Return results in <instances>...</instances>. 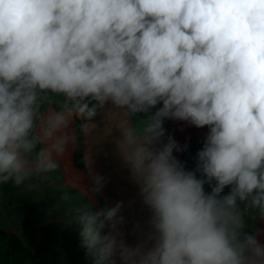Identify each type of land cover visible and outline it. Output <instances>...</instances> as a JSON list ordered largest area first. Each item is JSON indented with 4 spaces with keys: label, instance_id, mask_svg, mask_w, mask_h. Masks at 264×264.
Masks as SVG:
<instances>
[{
    "label": "clouds",
    "instance_id": "9594fccd",
    "mask_svg": "<svg viewBox=\"0 0 264 264\" xmlns=\"http://www.w3.org/2000/svg\"><path fill=\"white\" fill-rule=\"evenodd\" d=\"M109 109L150 215L129 244L123 201L62 193L86 260L264 264V0H0V185L38 188ZM165 120L207 127L194 169ZM84 163L94 197L108 180Z\"/></svg>",
    "mask_w": 264,
    "mask_h": 264
},
{
    "label": "crops",
    "instance_id": "0c3cea01",
    "mask_svg": "<svg viewBox=\"0 0 264 264\" xmlns=\"http://www.w3.org/2000/svg\"><path fill=\"white\" fill-rule=\"evenodd\" d=\"M127 120L122 112L109 109L96 118L98 126L89 136L85 137L77 127V148L70 149L59 158L60 168L38 188L29 190L24 185L16 187L11 182L0 185V229L22 239L32 253L28 264H90L78 246L77 234L67 226L64 213L69 205L61 202V206L56 207L64 192L76 197L71 202L73 206L87 203L90 198L95 199L96 207H114L117 202L123 201L121 214L126 223L121 228L129 244L137 240L133 234L135 223L147 229L150 213L142 205L136 186L129 180L117 148L121 128ZM132 122L135 123V120ZM79 123L77 121L76 125ZM164 128V142L172 137L181 147L188 145L186 151H174V155L184 163L186 169H194L207 127L196 128L186 121L165 120ZM78 152L82 153L83 161L90 154L93 172L108 180L102 192L94 197L87 191L90 187L88 169L76 164ZM206 190L210 191V188L206 186ZM130 201L135 203L130 204ZM246 219L249 229L264 228V221ZM261 239L264 240V237Z\"/></svg>",
    "mask_w": 264,
    "mask_h": 264
},
{
    "label": "trees",
    "instance_id": "16d2710c",
    "mask_svg": "<svg viewBox=\"0 0 264 264\" xmlns=\"http://www.w3.org/2000/svg\"><path fill=\"white\" fill-rule=\"evenodd\" d=\"M76 164L85 168L81 152L77 153ZM31 257V251L18 235L0 229V264H28Z\"/></svg>",
    "mask_w": 264,
    "mask_h": 264
}]
</instances>
